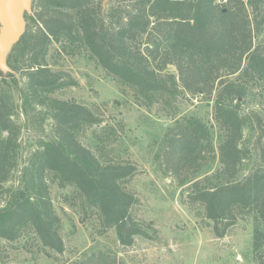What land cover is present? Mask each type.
Masks as SVG:
<instances>
[{
	"label": "trees",
	"instance_id": "16d2710c",
	"mask_svg": "<svg viewBox=\"0 0 264 264\" xmlns=\"http://www.w3.org/2000/svg\"><path fill=\"white\" fill-rule=\"evenodd\" d=\"M102 1L33 0L24 15L25 31L7 55L15 73L0 71V194L6 193L0 203V238L14 240L30 228L43 252L63 251L50 179L61 188L70 186L67 203L95 210L102 230L114 227L121 243L129 245L146 232L143 221L131 214L135 196L126 187L135 166L119 155L104 161L81 143L76 131L102 120L84 104L51 95L74 84L47 60L50 44L63 41L71 52L83 46L119 88L130 89L146 108L165 109L185 92L214 99V119L222 132L221 168L206 175L204 186L191 178L189 198L203 208L217 237L226 234L239 212H252L253 257L255 264H264V164L240 175L248 152L241 141L249 118L232 108L233 100L244 98L259 81L264 83V43L254 44L264 26V0H109L105 8ZM168 65L177 73L166 71ZM12 88L19 90L22 112L28 116L38 109L42 119H51L52 130V136L28 155L18 185L11 182L20 130ZM250 117L258 140L264 138V120ZM170 141L180 159L195 160L201 152L214 150L206 126L198 120L182 124ZM87 264L115 263L99 253Z\"/></svg>",
	"mask_w": 264,
	"mask_h": 264
},
{
	"label": "rangeland",
	"instance_id": "374dc122",
	"mask_svg": "<svg viewBox=\"0 0 264 264\" xmlns=\"http://www.w3.org/2000/svg\"><path fill=\"white\" fill-rule=\"evenodd\" d=\"M260 40L264 43V26L255 36L254 44ZM47 60L51 69L60 71L64 79L74 81L51 95L84 104L102 120L99 124H84L76 131L81 143L104 161L119 155L135 166L136 172L126 182V187L135 196L131 214L143 221L146 232L134 236L129 245L121 243L114 227L102 230L95 210L67 203L65 197L70 194V186L61 188L50 179L49 195L61 218L63 251L48 250L46 254L28 228L14 240L0 238V264H87L92 254L99 253H104L115 264L256 263L252 252V212H239L226 234L217 237L203 208L189 198L191 178L200 180V185L204 186L206 175L221 168L218 141L222 132L214 119L213 98L185 92L165 109H160V105L146 108L135 101L130 89L119 88L115 79L90 58L83 46L71 52L67 43L52 42ZM166 71L177 73L174 65H168ZM15 75L22 78L21 73ZM249 84L254 85V82L249 81ZM212 94L214 97L215 91ZM12 98L20 130L17 167L11 182L18 185L28 155L52 136V130L51 119H42L36 114L38 109L30 110L28 116L22 112L17 88H12ZM232 108L240 116L249 118L241 141L248 150L240 169V175H244L264 164V138L258 140L259 131L256 126L251 127L253 118L250 117L258 115L264 120V83L259 81L244 98L233 100ZM191 119L206 126L214 150L201 152L195 160H190V156L180 159L170 140L182 124ZM105 125L106 129L102 130ZM100 134L103 142L99 140ZM197 169L201 170L195 173ZM5 197L6 193L2 192L0 203Z\"/></svg>",
	"mask_w": 264,
	"mask_h": 264
},
{
	"label": "water",
	"instance_id": "95a60500",
	"mask_svg": "<svg viewBox=\"0 0 264 264\" xmlns=\"http://www.w3.org/2000/svg\"><path fill=\"white\" fill-rule=\"evenodd\" d=\"M33 0H0V71L15 73L7 63V55L26 28L25 13L31 11ZM109 0H103L106 7Z\"/></svg>",
	"mask_w": 264,
	"mask_h": 264
},
{
	"label": "flooded vegetation",
	"instance_id": "af4514ba",
	"mask_svg": "<svg viewBox=\"0 0 264 264\" xmlns=\"http://www.w3.org/2000/svg\"><path fill=\"white\" fill-rule=\"evenodd\" d=\"M255 39V38H254ZM254 43H255V41H254Z\"/></svg>",
	"mask_w": 264,
	"mask_h": 264
}]
</instances>
